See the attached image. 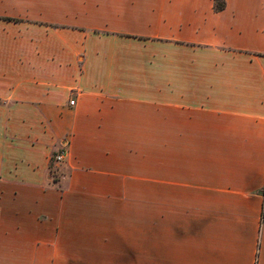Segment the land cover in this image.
Segmentation results:
<instances>
[{
    "label": "crops",
    "instance_id": "1",
    "mask_svg": "<svg viewBox=\"0 0 264 264\" xmlns=\"http://www.w3.org/2000/svg\"><path fill=\"white\" fill-rule=\"evenodd\" d=\"M225 3L0 0V264H264V0Z\"/></svg>",
    "mask_w": 264,
    "mask_h": 264
},
{
    "label": "rangeland",
    "instance_id": "2",
    "mask_svg": "<svg viewBox=\"0 0 264 264\" xmlns=\"http://www.w3.org/2000/svg\"><path fill=\"white\" fill-rule=\"evenodd\" d=\"M137 212V219L138 220H132V222H130L129 224L135 228L137 227L138 231L133 230H124L122 232V234L125 236V239L130 242V243H134L136 244L135 246H133V249L138 250L139 254H145L146 251V239H147V235H146V231H145V200H138V206L136 211ZM133 212V213H134ZM127 217V216H126ZM123 223H128L126 221H124ZM130 247H126L124 248V252L126 254H128V252L130 251ZM129 250V251H128ZM145 257V256H143ZM129 259V258H127ZM118 264H146L145 261H141V262H137V263H130L129 260L128 261H123V262H118Z\"/></svg>",
    "mask_w": 264,
    "mask_h": 264
},
{
    "label": "trees",
    "instance_id": "3",
    "mask_svg": "<svg viewBox=\"0 0 264 264\" xmlns=\"http://www.w3.org/2000/svg\"><path fill=\"white\" fill-rule=\"evenodd\" d=\"M225 5H226L225 0H213V8H214V10H215L216 12H218V11H222V10L225 8ZM54 155H55V154H53V155L51 156V158H50V163L53 162V160H54Z\"/></svg>",
    "mask_w": 264,
    "mask_h": 264
},
{
    "label": "built area",
    "instance_id": "4",
    "mask_svg": "<svg viewBox=\"0 0 264 264\" xmlns=\"http://www.w3.org/2000/svg\"><path fill=\"white\" fill-rule=\"evenodd\" d=\"M70 104H74V101H70ZM65 154L64 150H60L57 154L54 155V161L59 162L62 160L63 156Z\"/></svg>",
    "mask_w": 264,
    "mask_h": 264
}]
</instances>
